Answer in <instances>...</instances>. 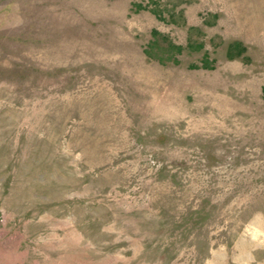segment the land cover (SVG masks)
Returning <instances> with one entry per match:
<instances>
[{
  "label": "rangeland",
  "instance_id": "374dc122",
  "mask_svg": "<svg viewBox=\"0 0 264 264\" xmlns=\"http://www.w3.org/2000/svg\"><path fill=\"white\" fill-rule=\"evenodd\" d=\"M0 264H264V0H0Z\"/></svg>",
  "mask_w": 264,
  "mask_h": 264
}]
</instances>
